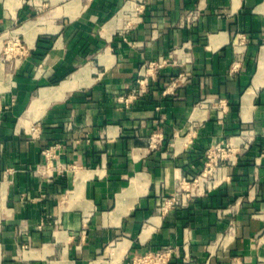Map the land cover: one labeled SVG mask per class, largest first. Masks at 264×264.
Returning <instances> with one entry per match:
<instances>
[{
    "label": "crops",
    "instance_id": "obj_1",
    "mask_svg": "<svg viewBox=\"0 0 264 264\" xmlns=\"http://www.w3.org/2000/svg\"><path fill=\"white\" fill-rule=\"evenodd\" d=\"M10 30L27 51L0 62V264L165 247L168 264H264V0H0ZM216 145L235 161L184 199Z\"/></svg>",
    "mask_w": 264,
    "mask_h": 264
},
{
    "label": "built area",
    "instance_id": "obj_2",
    "mask_svg": "<svg viewBox=\"0 0 264 264\" xmlns=\"http://www.w3.org/2000/svg\"><path fill=\"white\" fill-rule=\"evenodd\" d=\"M5 37H10L9 42H12L13 46H16V55H23L27 51L26 44L22 41L18 32L14 30L3 32L2 34H0V43ZM170 62V57L163 56L159 57L156 60L150 61L146 65L145 72L141 73V76H143L147 82H145V80L138 79L137 82L139 83V87L132 90V93L128 96L127 101L135 100L141 96H144L148 92L149 84H151V81H155L157 73L160 71V69L167 66ZM151 140L152 144L156 143L157 141L154 136L151 138ZM43 153L48 159L55 156L52 148L45 149ZM234 155L236 157V150H232V147H230L229 145H216L215 147L211 148L207 152L209 160L207 169L191 179L184 178L177 189L178 194H181V196L185 199L197 195L198 191L200 190L201 192H203L205 190V187H212V185L214 184L213 180H207L206 178L202 177L206 175V172L208 170H214L211 161H213L214 159H220V163H222H219L218 168H220L223 167L228 161L234 162ZM209 166H212L211 169L208 168ZM174 199L176 201L177 197ZM174 255L179 256V254L172 247H165L160 250L137 254L133 257V260L129 264H168ZM185 264L194 263L185 261Z\"/></svg>",
    "mask_w": 264,
    "mask_h": 264
},
{
    "label": "rangeland",
    "instance_id": "obj_3",
    "mask_svg": "<svg viewBox=\"0 0 264 264\" xmlns=\"http://www.w3.org/2000/svg\"><path fill=\"white\" fill-rule=\"evenodd\" d=\"M10 37H5L1 41L0 45V62L3 64L4 70L7 72V68L10 66L12 61L14 62L17 58H19L21 55H16V46H13L12 42H9ZM220 159L216 160L214 159L211 161L212 166L214 169H217L219 167ZM218 163V164H217ZM222 164V163H220ZM224 164V163H223ZM212 166H209L208 168L211 169ZM215 170L207 171L205 176H202L203 178H206L207 180H213V174Z\"/></svg>",
    "mask_w": 264,
    "mask_h": 264
},
{
    "label": "bare ground",
    "instance_id": "obj_4",
    "mask_svg": "<svg viewBox=\"0 0 264 264\" xmlns=\"http://www.w3.org/2000/svg\"><path fill=\"white\" fill-rule=\"evenodd\" d=\"M45 91H46V92L49 91V93H50V92H53V94H54V93H56V92H59L60 90H58V89H57V90H43L42 93L48 95L49 93H46ZM40 105H41V100H40V99H34V100H33V104H32L31 107H32V109H35V110H36V109H38V108L40 107Z\"/></svg>",
    "mask_w": 264,
    "mask_h": 264
}]
</instances>
